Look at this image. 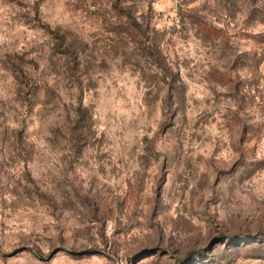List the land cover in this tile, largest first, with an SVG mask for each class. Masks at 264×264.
Returning <instances> with one entry per match:
<instances>
[{"label":"rangeland","instance_id":"374dc122","mask_svg":"<svg viewBox=\"0 0 264 264\" xmlns=\"http://www.w3.org/2000/svg\"><path fill=\"white\" fill-rule=\"evenodd\" d=\"M0 264H264V0H0Z\"/></svg>","mask_w":264,"mask_h":264}]
</instances>
